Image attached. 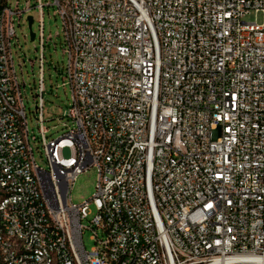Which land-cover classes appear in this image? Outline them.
Segmentation results:
<instances>
[{
	"label": "built area",
	"instance_id": "2783aa9c",
	"mask_svg": "<svg viewBox=\"0 0 264 264\" xmlns=\"http://www.w3.org/2000/svg\"><path fill=\"white\" fill-rule=\"evenodd\" d=\"M32 2L0 0V264H264V22L244 21L264 0ZM45 7L71 92V127L39 129L47 171L11 54L13 17L31 9L44 47ZM89 169L95 193L73 205Z\"/></svg>",
	"mask_w": 264,
	"mask_h": 264
},
{
	"label": "rangeland",
	"instance_id": "374dc122",
	"mask_svg": "<svg viewBox=\"0 0 264 264\" xmlns=\"http://www.w3.org/2000/svg\"><path fill=\"white\" fill-rule=\"evenodd\" d=\"M16 1L8 0V7L13 10ZM26 1L19 0V10H23ZM30 1L31 5H33V0ZM53 11L52 7L49 9L45 7L43 11L42 36L44 47H41L40 44L39 11L37 9H31L23 13L20 25H18V19L13 17L15 38L11 40L14 71L22 90L21 96L26 115L29 145L32 149L35 163L45 171L48 170V166L42 149L40 126L46 130L45 137L47 141L57 139L67 131L68 127H71V123L67 119L62 118L64 111L69 105L71 92L68 84L65 87L62 86L64 82L63 70L67 58L62 53L64 44L61 23L58 18L53 17ZM28 18L33 19L31 28L28 26ZM244 21L261 24L264 22V17H262L261 13L250 12L245 16ZM31 33L34 35L33 40H30ZM56 33L59 34L58 38L55 36ZM48 36L52 38L50 41H47ZM40 60L42 61V82L44 85L42 94L44 101L42 118L44 122L41 125L38 120V110L35 109V102L38 100L37 95L39 94L37 87L40 80ZM23 83L25 84L24 88L22 87ZM63 156H69L67 150H64ZM96 182L97 172L94 169H89L79 175L71 186L69 193L70 203L77 206L83 201L90 200L95 193ZM96 212L94 204L91 203L88 207V216L82 223L85 227L89 226V222L95 217ZM93 230L97 232L99 239H101L103 236L101 230ZM91 236L92 230H84L82 240L86 251H90L94 247V242L90 239Z\"/></svg>",
	"mask_w": 264,
	"mask_h": 264
},
{
	"label": "water",
	"instance_id": "95a60500",
	"mask_svg": "<svg viewBox=\"0 0 264 264\" xmlns=\"http://www.w3.org/2000/svg\"><path fill=\"white\" fill-rule=\"evenodd\" d=\"M27 21H28L29 28H31L32 18H28ZM33 39H34V35L31 33L30 34V40H33Z\"/></svg>",
	"mask_w": 264,
	"mask_h": 264
}]
</instances>
